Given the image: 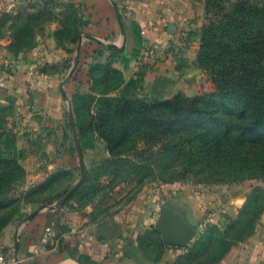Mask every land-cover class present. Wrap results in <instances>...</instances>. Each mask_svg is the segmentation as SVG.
<instances>
[{
  "label": "rangeland",
  "instance_id": "374dc122",
  "mask_svg": "<svg viewBox=\"0 0 264 264\" xmlns=\"http://www.w3.org/2000/svg\"><path fill=\"white\" fill-rule=\"evenodd\" d=\"M115 4L125 12L122 4L116 1ZM19 11L17 19L5 15L0 29L1 33L2 27L10 29L9 23L14 21L12 28H15L16 41L10 49L14 65L9 64L7 71L14 73V69L25 66L24 60L21 62L19 59L20 55L23 56L27 48L37 43L43 25L48 26L53 20L60 19L61 27L55 36L61 46L65 44L66 57L58 63H40L32 72L43 79L44 85L54 93L64 97L65 91L67 99H63L60 123L53 121L57 120L55 116L45 111L43 115L38 111L30 114L15 104L0 105V257H3L0 264H17L14 258L16 236L18 234L19 238L29 227L37 233L40 230L35 227L36 223L42 233L45 225L54 221L60 245L59 228L63 231L64 225L59 211L66 206L71 211L92 207L95 221L109 223L121 215L127 219L138 216L145 207L148 213L155 207V212L161 213L171 194L188 192L202 204L203 217L195 225L198 234H207L212 239L196 247L197 261L198 258L215 260L225 246L223 232L218 229V217L224 215L223 207L227 203L224 198L227 195H243L245 202L237 215L238 221L231 225L226 237L230 240L244 239L256 230L264 214V174L252 173L254 168L248 167L243 173H235L229 168L219 173L146 169L136 164L146 156L142 153L143 142L139 141L135 148L140 155L118 158L107 151L106 144L96 135L80 137L79 126L97 108L96 102L103 96L99 94L112 91L118 78L113 72V62H101L105 59L101 56L107 44L104 42V45L93 48L86 46V57L80 64L82 50L77 54V49L84 36L80 33L89 21L76 3L34 1L21 6ZM183 42V55L194 65L199 87L198 94L184 95L194 97L214 93L215 80L220 79L217 71L222 67L236 69L239 65H264V0H222L206 12L199 26L185 36ZM99 66L100 69L95 70ZM256 75L244 71V77L240 79L244 88L237 85L224 91L239 94L251 92L249 88L261 89L264 87V69ZM82 93L92 97L86 100L87 105L80 106V113H77L74 97ZM29 99L33 101L32 97ZM75 131L81 143L87 174L63 208L51 209L80 179L81 160ZM153 194L159 195L158 201L148 203V196ZM40 207L45 208L29 218ZM37 216L39 218L35 220ZM206 219H209L208 224L200 229V223ZM156 222L157 217L154 218ZM155 225L151 234L158 232Z\"/></svg>",
  "mask_w": 264,
  "mask_h": 264
},
{
  "label": "crops",
  "instance_id": "0c3cea01",
  "mask_svg": "<svg viewBox=\"0 0 264 264\" xmlns=\"http://www.w3.org/2000/svg\"><path fill=\"white\" fill-rule=\"evenodd\" d=\"M34 1L45 0H0V29L5 15L17 19L21 6ZM56 1L76 3L89 21L80 33L84 35L80 64L86 57V46L93 48L104 45V42L107 44L101 56H105V59L101 62H113L119 77L112 91L99 96L127 94L156 101L178 93H199L197 72L183 55V40L204 19L206 0H127L131 3L132 12L126 16L120 9L121 20L114 5L119 0ZM13 22L11 20L9 23L10 29L2 27V33L0 30V105L15 104L30 114L38 111L43 115L45 111L55 116L57 120L53 121L60 123L63 118V94L61 97V94L48 89L44 80L32 71L40 63H58L66 57L65 44L61 46L55 36L61 21L57 19L48 26L43 25L37 43L27 48L23 56L20 55L19 59L21 62L24 60L25 66H19L14 73H9L7 66L14 65L10 49L16 41ZM149 48L160 49V54L143 61L141 56ZM148 198V203L154 201L155 204L159 195L153 194ZM169 198L165 205L196 229L194 239L186 246L166 243L158 226V232L151 234L161 216L160 212H155L156 207L149 213L145 207L138 216L130 219L121 215L109 223H103L94 220L92 207L71 211L66 206L59 211L61 224L64 225L63 231L59 228L62 239L59 247L48 249L40 243L44 230L41 233V227L36 223L40 234L34 232L33 227L21 233L14 258L19 264H264V214L256 230L244 239L230 240L225 235L231 225L238 221L237 215L243 207L245 196L234 194L224 198L227 203L223 207V217H218V229L223 232L225 246L215 260L198 258V261L195 260V246L212 240L207 234L200 236L195 226L203 217L202 204L188 192H174ZM156 217L157 222L154 223ZM105 225L111 227L108 233L104 231Z\"/></svg>",
  "mask_w": 264,
  "mask_h": 264
},
{
  "label": "trees",
  "instance_id": "16d2710c",
  "mask_svg": "<svg viewBox=\"0 0 264 264\" xmlns=\"http://www.w3.org/2000/svg\"><path fill=\"white\" fill-rule=\"evenodd\" d=\"M221 1L206 0L207 13ZM263 69L264 65L222 67L215 92L202 96L178 93L147 101L127 94L103 95L79 126L80 137L96 135L118 158L140 155L135 148L143 142L146 156L136 164L146 169L219 173L229 168L243 173L251 167L252 173L264 174V87L249 88V93L224 91L237 85L244 88L240 82L244 71L257 76ZM113 72L119 77L117 70ZM90 97L75 95L77 113Z\"/></svg>",
  "mask_w": 264,
  "mask_h": 264
},
{
  "label": "water",
  "instance_id": "95a60500",
  "mask_svg": "<svg viewBox=\"0 0 264 264\" xmlns=\"http://www.w3.org/2000/svg\"><path fill=\"white\" fill-rule=\"evenodd\" d=\"M115 5V11L117 13V17L119 20H121V13L120 10L118 9L117 5ZM82 42L83 39L81 38L79 41L78 45V54L81 51L82 47ZM116 48H118L115 45ZM64 93L65 99H67V95ZM71 120L72 115H71ZM75 139L77 142V148H78V153L79 157L81 160V174H80V179L78 182L70 189V191L63 197V199L56 205V207H51V209H56V208H63L65 206V203L70 199V197L74 194V192L80 187V185L83 183L85 177H86V166L84 163V158H83V151L81 147L80 140L77 136V132L75 131ZM45 207H40L36 211L30 214L29 218L34 217L39 213V211L43 210ZM158 229L163 237V240L170 244V245H176V246H186L188 245L195 237L196 235V229L190 225H188L182 218H180L171 208H169L166 205L162 206L161 209V216L158 221ZM111 230L110 225H105L104 226V231L108 233ZM18 234L16 236V250L18 251ZM17 260V259H16ZM17 264H19L17 260Z\"/></svg>",
  "mask_w": 264,
  "mask_h": 264
},
{
  "label": "built area",
  "instance_id": "2783aa9c",
  "mask_svg": "<svg viewBox=\"0 0 264 264\" xmlns=\"http://www.w3.org/2000/svg\"><path fill=\"white\" fill-rule=\"evenodd\" d=\"M119 5H121L125 12L124 14L126 15H131L132 12V7L131 3L127 0H119ZM128 12V13H127ZM160 54V49H154V48H149L145 50V52L142 54L141 58L142 59H147L151 57L158 56ZM209 219H206L205 221L201 222L199 227L200 229H204L206 225L208 224ZM60 242V235L58 230L56 229L55 222H49L45 225L44 227V232L43 235L40 238V243L42 245H45L46 247L49 248H55L57 245H59ZM0 263H3V257H0Z\"/></svg>",
  "mask_w": 264,
  "mask_h": 264
}]
</instances>
